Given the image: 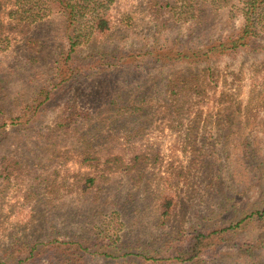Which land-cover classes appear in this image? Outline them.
<instances>
[{
	"label": "rangeland",
	"instance_id": "374dc122",
	"mask_svg": "<svg viewBox=\"0 0 264 264\" xmlns=\"http://www.w3.org/2000/svg\"><path fill=\"white\" fill-rule=\"evenodd\" d=\"M219 1L113 0L69 28L48 13L25 32L15 0H0V264H264L262 27L199 62L125 61L238 32L244 4ZM94 14L107 31L87 24ZM67 28L79 70L58 89ZM252 213L221 247L175 260L180 238Z\"/></svg>",
	"mask_w": 264,
	"mask_h": 264
},
{
	"label": "trees",
	"instance_id": "16d2710c",
	"mask_svg": "<svg viewBox=\"0 0 264 264\" xmlns=\"http://www.w3.org/2000/svg\"><path fill=\"white\" fill-rule=\"evenodd\" d=\"M191 3L188 7L191 8L195 4L203 6L204 4L208 5H220L221 1L219 0H191ZM244 6L241 8L243 13H245V23L240 27L238 32L231 33V35L226 36L223 39H217L211 43H207L199 48L196 47H187L184 49H164L160 50L158 48L150 47L144 49L143 52H130L126 54L125 61L129 64L139 65L141 62L148 60L150 56L156 57L159 63H176L181 61H190V62H199L210 58L213 55H222L235 52L237 49L244 48L253 43V39L259 35L257 31L258 26L262 27L264 30V0H240ZM113 0H94L84 2H74V0H49L47 5H51L56 8L55 11L51 12L47 9L46 4L40 2H30L26 0H15L14 8L11 9L9 14L11 16H20L19 22H24L22 30H29L31 25L42 22L48 13H58L61 18L64 19L65 26L68 25V28L73 25V22L76 20V16L81 20L85 13H107V10ZM226 2H229L228 0ZM186 4L182 7L185 9ZM90 10V11H89ZM49 11V12H48ZM88 11V12H87ZM47 14V15H45ZM92 16V15H91ZM90 17V16H89ZM89 21V22H88ZM87 24L93 23L94 28H99L101 32L107 31L110 26L107 17L102 14H94L93 19H88ZM12 28H14L12 26ZM65 31L67 35L66 42L67 48L65 52L57 55L56 63V79H58L57 86L58 88L62 84L74 78L78 68L76 69L73 64L75 61H78L75 58V48L77 42L75 37L71 33V29ZM24 32V33H25ZM23 35V34H22ZM104 54H106L104 52ZM104 58L103 53L100 55ZM113 56L106 57L104 59L113 61ZM93 58V57H92ZM105 65V64H104ZM103 65V66H104ZM49 98L47 92L46 99ZM45 99V100H46ZM126 105H121L118 108V111H123L127 109L124 107ZM39 107H36L38 109ZM128 110V109H127ZM21 118V117H20ZM172 207V201H166L161 205V212L163 216H166L170 213V208ZM254 215H248L246 218H243L239 222L228 224L221 228L207 230V231H193L190 232L186 238H180L178 244H175L173 256L175 260L182 262L194 261L202 255L211 252L215 247H221L227 241V235L233 233L237 230L238 227L249 217ZM73 242H64L62 244H72ZM78 255L84 257V246L79 245ZM68 263V261L66 262Z\"/></svg>",
	"mask_w": 264,
	"mask_h": 264
}]
</instances>
